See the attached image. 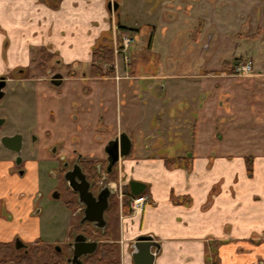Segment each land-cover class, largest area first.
I'll return each instance as SVG.
<instances>
[{"label":"crops","instance_id":"obj_1","mask_svg":"<svg viewBox=\"0 0 264 264\" xmlns=\"http://www.w3.org/2000/svg\"><path fill=\"white\" fill-rule=\"evenodd\" d=\"M119 2L121 11L125 1ZM108 3L0 0V77L17 69L36 68L43 50L55 55L53 61L60 66L71 67L76 73L89 72L93 48L111 40L117 31L126 32L119 27L129 29L118 23ZM165 6L159 7L162 14L172 11ZM259 33V29H247L237 35L255 39ZM214 37L209 34V50ZM245 64L250 63H194L176 74L179 63H172L158 76L138 75L134 59L129 77L119 82L113 77L85 75L66 79L75 82L81 94L78 101L67 99L66 109L77 113L76 122L67 123L68 131H74L79 139L72 148L83 156L104 158L111 141L127 136L131 149L121 159L119 177L123 185L135 181L146 186L144 195L149 203L142 212L120 215L116 244L121 264H135V243L141 237L152 238L156 244L151 249L154 264H264V62L250 75L236 74V68ZM31 77L28 82L37 88L35 101L41 113L53 110L46 108V102L51 96L63 98L67 89L58 95L43 74L34 70ZM181 82L188 88L182 93L178 91ZM179 94L188 101L187 108L173 113L168 102L177 100ZM19 103L20 99L13 97L2 106L15 121L13 108L20 109ZM149 116L155 118L154 126ZM180 116L186 120L179 122L176 118ZM39 123L43 119H38ZM101 125L104 135L99 137ZM137 127L146 135L140 148L133 139ZM168 132L184 134L186 151L174 159L188 158L184 161L187 166H166L169 155L160 150L167 148L164 141L169 137L164 134ZM160 134L164 143L158 148ZM73 152L65 151L67 156ZM25 167L29 174L25 182L15 181L17 178L9 176L11 164L6 158L0 161V198L10 197L16 205V223L6 230L0 221V240L14 233L29 240L49 236L38 220L31 218L27 202L40 190V165L29 160ZM22 194L25 197L20 200Z\"/></svg>","mask_w":264,"mask_h":264},{"label":"rangeland","instance_id":"obj_2","mask_svg":"<svg viewBox=\"0 0 264 264\" xmlns=\"http://www.w3.org/2000/svg\"><path fill=\"white\" fill-rule=\"evenodd\" d=\"M124 1L125 6L118 12L117 21L129 29H125L126 32L120 34L116 32L113 35L111 40L114 49V62L104 65L105 71L113 70L116 82L129 76L128 74L124 75V71L121 68V65H123L121 57L115 53V41L121 42L122 35L124 34L134 40L130 48L129 54L132 53V57L129 64L134 59L137 60L135 72L138 75L166 73L168 66L172 63H179L175 73L180 74L185 72L194 63L197 66H215V64L219 65L224 62L227 65L247 62L251 64L254 68L253 70H257L264 62V0ZM164 4H166L165 8L172 9V11L165 10L162 14L159 7ZM147 23H152V28H148L146 26ZM247 29H259L261 34H256L257 37L255 39H247L245 35L242 37L237 35ZM213 33L215 37L209 50L207 49L209 34ZM152 36L153 40L150 46ZM2 50H4V46H2ZM116 67H120V69H116ZM57 69L64 76H69V70L66 67L58 66ZM34 70L35 68L28 70L26 77L22 76V78H29V75L32 76ZM182 83L184 82H181L178 90L181 93L188 89L187 85ZM36 89L28 81H17V83L9 86L8 92L9 94L12 93L11 97L14 96V98L20 99V109L13 108V111L16 113V121L19 124L14 127L19 133L27 134V137L30 132H34L40 136V140L35 148H31L30 145L27 146L28 148L25 147V151L22 154V157L25 159L23 166H26L27 159H30L31 163L40 165V192L37 194V201L35 203L36 210L40 211V216L37 220H41L42 226L48 234L63 241L69 235V225L73 218L72 212L65 205L67 197L60 184L61 179L64 178L60 170V164L63 159L52 154L51 149L58 146L59 149L64 151L63 157H67L65 151L68 152L70 149L78 151L72 147L75 146L79 139L75 136L74 131H68L67 124L76 122L77 113L68 111L66 105L69 98H76L77 101L81 98L80 87L75 82L70 83V81H66L63 86L65 92L67 89L65 96L59 99L51 96L49 101L46 102V108H52L53 110L49 112L44 110L42 113L35 101V95L38 93ZM28 98L30 99L29 101L27 100ZM183 98L179 94L177 100L170 99L168 103L173 113L176 110L183 111L187 108L188 101ZM171 100L174 101L172 104ZM6 104H9V100L7 99L0 103L3 106ZM15 104L16 101L14 102ZM51 111L54 112L51 113ZM39 115L43 117L39 118ZM124 115L125 111L123 110L122 116ZM38 119L39 121L43 119V123H39L38 125ZM52 119H54L55 125ZM176 119L179 122H183L186 120V117L180 116ZM149 120H151L150 124L154 126L156 122L155 118L149 116ZM177 120L176 122H178ZM14 123L16 124L15 120ZM72 130L75 129L72 128ZM48 132L51 137H47ZM133 134L135 146L136 148H140L146 140V135H142L138 127L133 130ZM164 135L169 137V139L168 141H164L167 142V148L160 150L162 155H169V159H174L177 153L186 151L187 144L182 132L179 134L168 132ZM161 137L162 134L156 140L158 148L164 143ZM73 155L71 153L67 158ZM67 162L72 163V161ZM120 164L121 162L118 163V168L116 167L114 174L115 176L117 175L116 181L107 177L105 168H102L103 171L99 180L103 185L106 184L107 186L108 183L110 184L108 186L114 192L115 204L118 206L117 209L120 210V213L118 212V214L111 216L112 234L109 241L115 243L118 241L120 235V215H123L121 213L124 205V198L122 196L127 189L118 178ZM108 178L111 180H108ZM112 182L115 184H112ZM56 193L61 195L58 200L54 198ZM80 216L77 217L76 221L74 220L73 226L79 224ZM57 232L59 236H56L55 233ZM117 251L120 256L119 245H117Z\"/></svg>","mask_w":264,"mask_h":264},{"label":"flooded vegetation","instance_id":"obj_3","mask_svg":"<svg viewBox=\"0 0 264 264\" xmlns=\"http://www.w3.org/2000/svg\"><path fill=\"white\" fill-rule=\"evenodd\" d=\"M110 3L120 4L119 9L117 11H114V9L109 10L112 15L118 14L121 8V3L119 2V0H109L108 5ZM119 30H125V29H120L119 27ZM120 33L122 32L117 31V34ZM131 54H129L130 59L132 57ZM119 56L121 57V61L123 63L121 68L124 71V75L125 74L129 75V67L131 64L126 65L123 61V56L122 55ZM46 57H49V61H45ZM54 57L55 55L43 50L41 62L36 66L35 70L39 71L38 73H41L45 76L46 84L52 90H55L54 92H56V94L58 95L62 94L63 86L65 85L67 78H77V76L81 77L83 75H85V77H91L90 70L89 72L76 73L71 67H66L69 70L68 71L69 76L68 77L64 76L61 73V71L57 69L58 66H60V64L53 61ZM116 69H120V67L119 68L116 67ZM28 70L30 69L21 68L15 70L8 76L6 75L0 77V82L5 83V87L1 91L0 103L5 99L11 100L14 97V96L11 97L12 93L9 94L8 92V88L10 85L17 83V81L31 80L30 75L29 78H22V76L26 77V73ZM57 75L60 76V79L55 78ZM108 77L115 78L114 74ZM96 79H100V78H96ZM56 81H61V83L59 85H56L55 84ZM7 105L8 104H6L4 107H6ZM53 112L54 111H51V113ZM0 120L3 121L0 124V161L6 158V160L11 164L10 175H9L10 178H17V180L15 181L21 180L22 182H25L29 174L27 173L26 167L23 166L25 159L22 157V154L25 151V147H27L28 145H30L31 148H35L36 144L40 140V136L38 134L36 135L34 132H30V134H28V137L27 134L19 133V131L14 127L18 125V122L15 121L16 122L15 124L14 120L12 119V116L6 113L5 111H3L2 107H0ZM99 129H101L99 133V137H100L104 135L103 126L101 125ZM47 137H51L49 132L47 133ZM5 138L9 139L7 141L8 145L3 144V139ZM14 138H17L20 141H18L17 139L13 140ZM61 151L62 149H59L58 146L51 149L52 154L56 155V157H59L60 159L61 158L63 159L60 164V170L61 173L64 175V178L61 179L60 184L62 185V190L65 191L67 197V201L65 205L67 209H69L70 212H72V218H73L72 222L69 225L68 237H66V239H64L63 241H60L59 239H57V237L51 238L50 236L52 235L49 234V236L45 235L44 237H39L33 240H29L27 236H23L22 234L19 233H14L10 235L7 240H0V264H29L30 262L27 260L29 258H31L32 260L34 259L32 264H35L36 253H38V257H39L38 260L40 261L42 260V264H51L52 260H57V259L62 261L63 264H78V263L81 264L84 257L90 255V254L86 256L82 255L75 261L76 253L82 250L81 244L83 242L89 244L97 243V248H98L100 243V235H101L100 230H104L109 224H111V216L114 215L113 212L116 203L115 194L114 192H112V190H110L108 186L110 185L109 183L107 184V186L106 184L103 185V183L99 182L100 179L95 183L92 180L91 176L84 169L82 161L83 159H98L105 162V164L103 165L100 164L97 166V172L101 176V172L103 171L102 168H105L107 177H109V174L116 171V167L118 168V163H116L113 166L111 171H108L110 161L107 153L104 158H99L95 156L92 157L83 156L80 155L77 151H75L73 152L74 157L67 158L69 156L63 157L64 155L63 153H61ZM121 159L119 162H121ZM29 160L30 159H27L26 161ZM67 161H72V163H68ZM80 177H84L83 181L89 184L90 186L89 192L93 194V197L96 199V203L98 205L99 204L101 205L107 201L108 206L104 212V220L106 223L104 228H100L99 226L100 222L98 221H94V222L84 221L86 217L85 215L86 206L81 202L80 194L77 191H75L74 188L72 187V184H75L76 186L83 185V181L80 179ZM71 178H72V182L70 181ZM118 178L119 180H121V177ZM108 180L111 179L108 178ZM9 183H10V179L8 180V184ZM112 184L115 183L112 182ZM104 186L105 188H103ZM124 187H126L131 193L129 184L124 185ZM103 191H107L106 192L107 195L106 193H103ZM38 192H40V190H38L32 197L30 196L27 200V202L30 203L29 205L30 215L31 218L33 219L34 218L37 219L40 216L39 215L40 211L39 210L37 211L35 206ZM60 196H61L60 194L56 193L54 195V198L58 200ZM24 197L25 195L22 194L20 196V200L24 199ZM122 197L123 198L126 197L125 191ZM131 204H132V200H131ZM131 204H130V208H131ZM15 207L16 205L13 206L12 199L10 197L0 198V221L4 224L6 230H9L10 226L13 223L14 224L16 223L14 218V212L16 210ZM78 216H80L79 224L77 226H73L72 223L74 222V220L76 221ZM38 223L40 224V227L42 228L43 232L47 233V231L42 226L41 220H38ZM21 224H23V222ZM55 234L56 236H59L58 232ZM109 238L110 236L107 237L104 241H106L107 243H115V242H110Z\"/></svg>","mask_w":264,"mask_h":264},{"label":"water","instance_id":"obj_4","mask_svg":"<svg viewBox=\"0 0 264 264\" xmlns=\"http://www.w3.org/2000/svg\"><path fill=\"white\" fill-rule=\"evenodd\" d=\"M119 6H120L119 3H114V4L110 3L108 5V8L109 10L114 9V11H117L119 9ZM55 78L60 79V76L57 75ZM60 83L61 81L55 82L56 85H59ZM4 87H5V83L0 82V98H1V91ZM2 122L3 121L0 120V124ZM16 139L17 138H14L13 140H16ZM8 140H9L8 138L3 139V144L8 145L7 144ZM130 149H131V142L129 138H127V136L125 135H121L116 140L111 141L106 148V153L109 156V161H110L108 171H111L113 166L116 163H119L121 158L126 157L130 153ZM84 177H80V179L83 181ZM70 181L72 182V178L70 179ZM72 187L74 188L75 191H77L80 194L81 202L86 206V210H85L86 217L84 221H89V222L98 221L100 222L99 224L100 228H104L106 225L105 220H104V212L108 206L107 201L101 205L100 204L98 205L96 203V199L93 197V194L89 192V188H90L89 184L86 183L85 181H83V185L81 186H76L75 184H72ZM129 187L131 190V194L134 197H139L142 194H144V192L146 191V186L144 184L138 183L135 181H131L129 183ZM106 192L107 191H103V193H106ZM155 246L156 244L153 242L152 238H149V237L139 238L137 242L135 243V252H136L134 254L135 264H154L155 257L151 253V249ZM81 248L82 250L76 253L75 261L82 255L86 256L88 254L94 253L97 249V243L89 244V243L83 242L81 244Z\"/></svg>","mask_w":264,"mask_h":264},{"label":"trees","instance_id":"obj_5","mask_svg":"<svg viewBox=\"0 0 264 264\" xmlns=\"http://www.w3.org/2000/svg\"><path fill=\"white\" fill-rule=\"evenodd\" d=\"M120 29H126L121 28ZM153 36L150 39V46L152 44ZM45 61H49V57L45 58ZM114 62V49L112 40L107 39L104 42L98 44L96 47L93 48L92 51V65L90 69V76L93 78H103L113 75V70H104L105 64H112ZM188 158H177V159H166L165 164L168 168H173L184 164V161L187 162ZM83 167L86 172L91 176L92 180L96 183L100 179V175L97 172V166L103 165L105 162L98 160V159H83L82 161ZM249 171H251L249 166ZM115 172L109 174V177L116 181V177L114 175ZM126 197L124 198V205L122 208V214L124 216L130 215L132 213L130 204L131 200L134 196L129 192L128 189L125 190ZM118 206L115 204L113 214L116 215L120 211L117 209ZM112 224H109L104 230H100V243L98 248L93 254H90L82 260L81 264H121L120 256L117 251V244L116 243H107L104 241L107 237L112 234L111 231ZM105 237V238H104ZM108 240V239H107ZM38 253L35 254V264H42V260H38ZM32 264L34 259L31 258L27 259ZM51 264H63L60 260H52Z\"/></svg>","mask_w":264,"mask_h":264},{"label":"built area","instance_id":"obj_6","mask_svg":"<svg viewBox=\"0 0 264 264\" xmlns=\"http://www.w3.org/2000/svg\"><path fill=\"white\" fill-rule=\"evenodd\" d=\"M134 40L132 38H129L125 34L122 35L121 42H118V40L115 41V53L116 55H122L123 61L126 65L130 62V48L133 45ZM236 74L238 75H250L253 72V69L250 64L241 65L236 68L235 70ZM149 203V198L147 196H141L138 198H134L132 200L131 209L132 213L139 214L142 212L145 205Z\"/></svg>","mask_w":264,"mask_h":264}]
</instances>
